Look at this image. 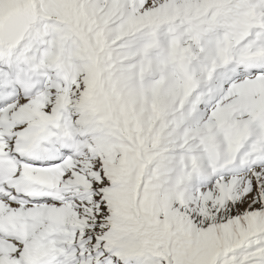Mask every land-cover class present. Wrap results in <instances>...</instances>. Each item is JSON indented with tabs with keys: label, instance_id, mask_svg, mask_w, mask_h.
Wrapping results in <instances>:
<instances>
[{
	"label": "snow or ice",
	"instance_id": "obj_1",
	"mask_svg": "<svg viewBox=\"0 0 264 264\" xmlns=\"http://www.w3.org/2000/svg\"><path fill=\"white\" fill-rule=\"evenodd\" d=\"M0 264H264V0H0Z\"/></svg>",
	"mask_w": 264,
	"mask_h": 264
}]
</instances>
